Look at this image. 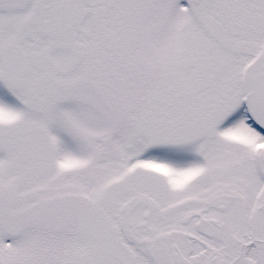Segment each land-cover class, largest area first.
Returning <instances> with one entry per match:
<instances>
[{"label":"snow or ice","instance_id":"snow-or-ice-1","mask_svg":"<svg viewBox=\"0 0 264 264\" xmlns=\"http://www.w3.org/2000/svg\"><path fill=\"white\" fill-rule=\"evenodd\" d=\"M0 264H264V0H0Z\"/></svg>","mask_w":264,"mask_h":264}]
</instances>
